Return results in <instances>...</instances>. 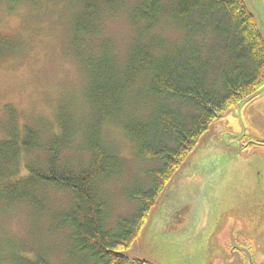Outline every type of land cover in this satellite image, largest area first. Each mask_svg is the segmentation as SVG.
<instances>
[{"label": "trees", "instance_id": "16d2710c", "mask_svg": "<svg viewBox=\"0 0 264 264\" xmlns=\"http://www.w3.org/2000/svg\"><path fill=\"white\" fill-rule=\"evenodd\" d=\"M25 1L0 4L13 10ZM73 1L79 13L72 58L89 75L83 103L88 112L77 119L66 109L53 124L38 120L46 132L41 134L21 127L17 112L6 107L10 125L0 140V209L26 206L34 225L49 218L48 231H66L67 252L81 264H153L126 252L211 126L264 84L262 35L244 0H135L129 20L137 35L119 66L111 44L95 46L93 40L103 15L118 11L120 0ZM162 22L179 27L178 45L155 35ZM111 128L150 164L143 182L132 180L123 190L132 211L112 224L105 187L123 174V162L108 140ZM30 248L32 254L26 246H12L7 264H51L41 242L33 240Z\"/></svg>", "mask_w": 264, "mask_h": 264}, {"label": "rangeland", "instance_id": "374dc122", "mask_svg": "<svg viewBox=\"0 0 264 264\" xmlns=\"http://www.w3.org/2000/svg\"><path fill=\"white\" fill-rule=\"evenodd\" d=\"M253 1L251 10L264 33V3L262 0ZM118 2V11L108 9L103 15L98 26L99 35L93 44L98 46L109 42L113 49L112 57L119 66H123L137 35L129 20L135 0ZM78 13L79 6L73 0H27L13 10L6 2L0 4V37L11 40H0V140L3 130L10 125L7 106L17 112L16 121L21 127L39 130L41 134L46 132L43 125L37 123L38 120L52 123L55 116L59 117L66 109L72 111L70 114L77 119L86 116L88 109L83 103L86 102L89 75L72 58L71 38ZM154 33L165 40L166 45H178L183 37L179 27L170 22H162ZM256 102L238 104L219 118L176 174L183 172L189 161L192 163L195 158L201 170L207 173V188L213 197H224L229 202L226 192L233 187L247 186L240 179L247 169L243 162L255 168L263 161L260 154L256 157L254 154L247 155L248 151L241 148V144L250 138H264V127L258 118L261 107ZM107 132L108 140L115 144L123 162V174L110 180L105 187L110 200L112 224L118 216L132 211L133 205L123 190L127 184L133 183L132 180L143 182L150 164L136 156L132 141L124 138L119 129L111 128ZM254 150L264 152L258 147H252L250 151ZM172 179L165 189L170 187ZM162 195L163 192L141 235L126 252L128 256L154 264H222L227 249L225 243L215 239L217 235L213 238L217 246L207 254L212 234L204 233L200 239L198 236L186 238L191 233V227L166 232L163 218L162 224L155 222L159 220ZM231 206L230 203L229 209L225 207L227 211L216 224L215 231L225 230L228 214L236 213L233 217L242 214L237 207ZM32 215L26 206L0 209V264H7L12 246L15 249L26 246V253L32 254L30 245L33 240L48 248L46 255L51 264H81L78 258L71 260L67 252L70 247L67 232L52 234L48 231L51 227L49 218L40 219L34 225ZM210 229H213V224L207 228ZM185 239L187 243H183Z\"/></svg>", "mask_w": 264, "mask_h": 264}, {"label": "flooded vegetation", "instance_id": "af4514ba", "mask_svg": "<svg viewBox=\"0 0 264 264\" xmlns=\"http://www.w3.org/2000/svg\"><path fill=\"white\" fill-rule=\"evenodd\" d=\"M262 2L264 3V0ZM260 33L264 43V33L261 30ZM257 92H260V94L249 102L257 101L256 103H259L261 108L258 118L264 127V84L254 94ZM252 147L264 149V138H250L241 144V148L248 151L245 154H254V157L260 154L263 161L255 168L252 164L243 162L247 169L240 179L247 186L239 188L233 187L226 193V197H228L232 205L231 207H237L241 210L242 214L240 217H233V215H236L234 212L228 214L225 230L215 231L210 240L211 247H208L207 254L212 252L214 247L217 246L213 243V238L216 235L217 237L215 239H220L219 242L225 243L227 252L222 264H264V152L258 153L255 150L250 151ZM255 170L258 172L256 173ZM233 191L235 192L231 194Z\"/></svg>", "mask_w": 264, "mask_h": 264}, {"label": "water", "instance_id": "95a60500", "mask_svg": "<svg viewBox=\"0 0 264 264\" xmlns=\"http://www.w3.org/2000/svg\"><path fill=\"white\" fill-rule=\"evenodd\" d=\"M244 1L254 15L251 10L253 9L254 1ZM259 94L260 92H257L242 100L239 105L251 101ZM192 160L194 161L192 163L189 161L183 172L174 176L170 187L164 190V196L162 195L163 197L159 206V220L155 222L162 224L163 218L166 232L191 227V233H188L186 238L192 237L194 239L198 236L200 239L204 233L212 235L215 233L216 224H219L223 213L227 211L226 208L229 209L230 203L224 197L222 199L217 197V199L211 195L212 193H209L207 188V173L201 170L198 159L193 158ZM228 176L229 174L225 178V183ZM212 224L213 229L207 230ZM183 243H187L186 239L183 240Z\"/></svg>", "mask_w": 264, "mask_h": 264}]
</instances>
